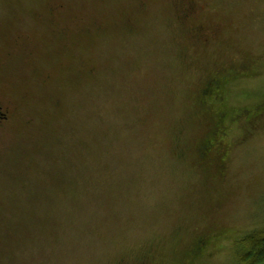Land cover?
<instances>
[{
	"label": "rangeland",
	"instance_id": "1",
	"mask_svg": "<svg viewBox=\"0 0 264 264\" xmlns=\"http://www.w3.org/2000/svg\"><path fill=\"white\" fill-rule=\"evenodd\" d=\"M143 1L0 0V30L37 29L50 52L24 46L18 68L19 47L0 44V57L16 53L0 60V105L13 112L25 92L34 114L0 121V264H187L200 237L211 240L193 264H241L237 238L264 228V112L253 128L226 123L218 166L180 155L201 131L190 88L215 63L253 65L226 85L229 105L264 95V0H197L205 46L175 0ZM123 16L133 30L117 25ZM98 20L111 23L101 36ZM81 61L88 73L68 85ZM35 64L55 87L13 79ZM41 89L61 92L60 107H45Z\"/></svg>",
	"mask_w": 264,
	"mask_h": 264
},
{
	"label": "trees",
	"instance_id": "2",
	"mask_svg": "<svg viewBox=\"0 0 264 264\" xmlns=\"http://www.w3.org/2000/svg\"><path fill=\"white\" fill-rule=\"evenodd\" d=\"M144 2L145 1H143V0H139L138 3H139L141 8L145 7V3ZM173 4H174L173 5V9L176 11V15H177L178 21L181 24H184L185 22L188 23L189 36L193 40H195L197 42H200L203 46H205L202 38L203 37L207 38V36L205 35L204 32L209 27L206 26L204 23L200 22L198 19L194 18L195 10L198 9V4H199L197 2V0H175V2ZM49 6H50L49 2L45 1V8H47ZM59 8H61L60 5H59ZM48 12L50 13V11H48ZM49 18H51V16H49ZM92 21H91V23L89 25L92 24L93 27H96L95 32L98 35H100V36L106 34L107 33L106 31L108 30V28H110V25H111V23H110L109 26H108L107 24H105L104 22L99 21V20L98 21H94L93 23H92ZM132 24L133 23H132V20L130 18H128L126 16H123L117 25L121 26V27H123V28H125L127 30H133ZM89 25L85 26L84 29L87 28ZM114 25L115 24H112V26H114ZM97 27H100V28L97 29ZM57 31H55V33ZM212 31H214V30L210 29L207 32H212ZM19 32L22 33L25 36H28V37L33 35V36H35L34 39L36 41L41 42V43H39V44H41L40 46H36L35 47V52L38 53V55H47L48 53H50L49 52V47L47 45L44 46V43H43V39L42 38H43V36L45 38L44 33H41V31L38 32L37 29H35L34 31H31V33H27L25 31H23V29H21ZM1 33H3V32H1ZM216 35H217V32H216ZM79 36H83V37L86 36L85 38L91 39V37H90L91 35L90 34H84L83 35V33H81ZM62 41H64V40H62ZM92 41H93V39L90 42H92ZM79 43L80 42H73V44H79ZM64 45H66V44L65 43L61 44L62 47H66ZM21 48H23V49H20L18 51V61H19V63H17V67L18 68L24 67V65H26V63L24 61H25V58L27 57L26 55L28 53L26 51L25 47H21ZM59 51H60V48L56 49V46H55L54 53L59 52ZM64 65H67V63H65ZM227 67L229 68L231 66H227ZM1 71L6 72V66H4ZM76 71H77V73H76L75 77H72V78L69 77L70 83L68 85H73L74 83L78 82V80L81 79V77H79V76L82 73L83 74L88 73V70H86V65L84 64V61H81L80 67L77 68ZM30 74L37 75V77H39L41 79V82H42L40 84L41 87H42V85L44 87H55V84H54L55 79L52 78V74H48V73L47 74H43L39 64H37V66L35 64L31 68V72L29 74L26 71H20V74L17 76V78H13V79H18L20 81H25V80L28 79ZM14 75L15 74H12V76H14ZM211 76H212V74H211ZM211 76H210V80H211V78H213ZM6 79L7 80H11L12 77L6 78ZM218 80H219V78L217 79V81ZM222 80H224V78ZM228 80H231V79L229 78ZM217 81H215V82H217ZM212 82H214V81H212ZM212 82L209 83L207 86H205V85H201L200 86V84H199V92L198 93L195 90L192 93L189 92L190 101L194 102L196 104V101L194 100V99H196L198 102L202 101L201 103L205 104L206 106H209L210 104H212V102L207 101L208 96L211 93H213V92H219L222 89V87H223V86L219 87V88L218 87H214ZM194 87H197V86H194ZM24 94H25V92H24ZM24 94L21 96L19 101H16L15 104H13L14 105V107H13L14 110L11 113L12 116L13 115H19V114L22 115L21 116V121L23 119V115H25L27 117L25 120H27L28 118H31L34 115L31 110H29V109L26 110V102L29 100V96L26 95V94L24 95ZM59 95H61V92L57 93V91L53 92V93L52 92L47 93V94H45V96L43 95V90L42 89L38 92V96L39 97H41V98H43V97L47 98L48 97L49 98L48 100H52L51 102L50 101L47 102V104L45 105V107H49V108L60 107L61 99H60ZM262 95L258 98L257 101L254 102L255 103V107L258 108L259 113L264 112V95L263 96ZM223 98H224L225 101H229L228 98H227L226 88H225V97H223ZM20 106H21V108H19ZM196 106H197V104H196ZM206 109H207V107H206ZM225 110H227L226 113L230 117H232L233 113L235 111V108L228 105ZM220 115L221 114H219V116ZM236 115L238 116V114H236ZM244 119H246V118H244ZM0 121H2V119ZM1 125H3V124H0V126ZM217 126H218V123L216 125H214V126L209 127V131L205 135L206 139H210V138L214 137V135L216 134L215 131H216ZM188 146L186 145V146L182 147V151H181L180 155H183L186 151H188V149H187ZM200 238L192 240V242H191L192 246L191 247H193V248L194 247L195 248L196 247H198V248L201 247L200 251H202L203 247L206 245V242H209L211 239H208L206 237H200ZM236 241H237L236 251L238 253V260H239V262L241 264H264V228L260 229V230H257V231H254V232H252L250 234H247V235H245L244 237H242L240 239L237 238ZM193 248H190V249H193ZM189 251L190 250H187L185 252V254H183L184 257L186 256L185 262L187 261V254H189Z\"/></svg>",
	"mask_w": 264,
	"mask_h": 264
},
{
	"label": "flooded vegetation",
	"instance_id": "3",
	"mask_svg": "<svg viewBox=\"0 0 264 264\" xmlns=\"http://www.w3.org/2000/svg\"><path fill=\"white\" fill-rule=\"evenodd\" d=\"M55 9L56 8H50L49 11L51 12L52 10H55ZM58 11L60 10L58 9ZM9 15L15 16L18 14H9ZM17 19L18 18L15 17V18L6 19V20L10 22V21H16ZM19 21L21 20L19 19ZM99 28L100 27H97V29ZM21 29L22 28L19 25L14 31H8L6 29L0 30V44L19 47L18 49H23L21 47H24V46L34 45V47H36V46L41 45L39 44L41 42L36 41L35 39L33 40L35 36L31 35L30 37H28L21 33L23 35L21 38L20 37L21 34L19 32ZM64 32H65L64 29H59L57 31L58 33L57 35L61 37H66L67 35H64ZM1 35H4V36L7 35V41L2 40ZM49 35L50 36L55 35V31L53 29L50 30ZM12 36H13V39L10 40ZM13 54H16V53L5 51L4 55L0 57V60L3 58L2 62L7 61L11 58ZM227 66H231V67L228 68ZM252 67L253 65H251L247 59L242 58L238 60V62L235 64L229 61L225 63L223 62L215 63L211 69L201 74L199 78L197 76V78L199 79L198 83H195V86L197 87L190 88V91H189L190 93H192L194 90L197 91L198 93L199 84L200 86L201 85L207 86L212 81H214L212 82L214 87H218V88L222 86L223 87L219 92H213L208 96L207 101L212 102V104H210L209 106H206L205 104L201 103L202 101L198 102L196 99H194L196 101L197 106L199 107V111L201 114V118L199 119V127L201 131L196 137H194L193 141L187 147L188 151H186L185 153L190 155L195 161L200 162V161L209 160L211 161V163L213 162L215 165L218 166L220 164L218 163V161L223 160V158L228 155V149H225L223 147V138H225L227 134V132L224 131V129L227 127L226 123L230 122L232 125H236V123L241 121L243 118H246L245 122L248 121V126H251L253 128L257 125L253 120L255 119L256 121L257 120L259 121L261 113H259L258 108L255 107L254 102L253 104H250L248 106L235 107L233 104L229 105L230 100L225 101L223 98L225 97L226 85L230 86L237 79H242V78L249 76L250 70L252 69ZM210 76L213 77L211 78V80H210ZM218 78L219 80L217 81ZM223 78L224 80H222ZM229 78L231 80H228ZM228 105L235 108V111L232 117H230L226 113L227 110L225 109ZM237 108L239 112L238 116L236 115ZM11 113H12V107H10V105H7L4 108L0 105V120L8 119V117L11 116ZM219 114L221 115L219 116ZM217 123H218V126L216 128V131H215L216 134L214 135V137L210 139H206L205 135L208 133L209 127L214 126ZM213 154H215V156H213ZM183 156L185 155H182V157ZM190 248H193V247H190ZM190 248L188 249L190 250L189 254H187V256L189 257L188 262H186L187 264H193L194 260L198 257V254L201 252L200 251L201 247L200 248L194 247L193 249H190ZM178 254H180V250L174 251V256H177ZM151 255L152 254H147L146 256H151ZM176 262L177 264H184V263L178 262V260ZM169 264H172V263H169Z\"/></svg>",
	"mask_w": 264,
	"mask_h": 264
}]
</instances>
